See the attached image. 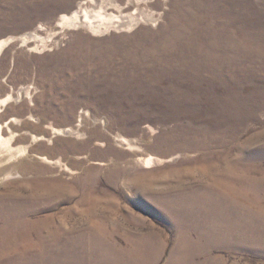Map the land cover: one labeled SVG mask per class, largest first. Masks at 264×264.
<instances>
[{
    "label": "rangeland",
    "instance_id": "obj_1",
    "mask_svg": "<svg viewBox=\"0 0 264 264\" xmlns=\"http://www.w3.org/2000/svg\"><path fill=\"white\" fill-rule=\"evenodd\" d=\"M75 11L101 26L59 24ZM98 12L125 26L106 28ZM181 13L192 18L188 46L164 58L193 59L198 72L141 68L121 85L124 68L101 66ZM4 40L0 99L12 98L1 134H14L0 157L20 166L0 173V233L10 224L19 237L0 264H264V244L222 240L239 237L233 223L264 234L253 217L220 213L242 200L244 173L264 176V0H0ZM229 40L252 49L232 67L210 51ZM149 156L158 162L144 168ZM182 203L186 247L171 214ZM15 206L20 224L2 210Z\"/></svg>",
    "mask_w": 264,
    "mask_h": 264
},
{
    "label": "bare ground",
    "instance_id": "obj_2",
    "mask_svg": "<svg viewBox=\"0 0 264 264\" xmlns=\"http://www.w3.org/2000/svg\"><path fill=\"white\" fill-rule=\"evenodd\" d=\"M88 1H92V0H88ZM183 14L181 13L178 16V20L175 18L171 19L169 28L166 29V33L165 32L153 33L150 36V38H148V36L146 37V35H143L142 33H140L141 34L139 36L140 39L134 43L132 51L126 50L124 55H122V54L120 56L118 55L121 58L120 62L115 64L112 61L111 56H109L107 54L108 61L107 60L105 62L102 61L101 66H103L105 68H113V67L124 68V71H126L124 73V75H126V78H125L126 80L124 79V82H123V80H120L119 82L121 85H123L125 82H127L129 80L127 78H136V76H137L136 74L140 73L141 68H148V69L149 68H151V69L152 68H156V69L157 68H160V69L161 68H171V72H174V73H179L181 68H192V69L196 70V72H198V68H200V67H198V66L196 67V64H194L192 62L193 59L191 61H186V60L176 61V60L169 59L170 60L169 64L167 63L169 60L165 59L167 56L170 55L168 53L166 54V52H168V50H170L169 52L173 53L172 47L174 45H177L178 47H185L187 45V42H186L187 30L191 27L192 18L191 17H185L186 14L184 16H183ZM188 15L190 16L189 13H188ZM94 17L100 18L99 19L101 21L100 23H102V21H104V20H107V22H105L103 24L106 28H110V27L120 28L121 26H125L122 24L115 25L114 23L118 22L119 20L112 21L113 19L110 17L107 19L104 16H102V14L100 12H98L97 15H94ZM86 23L91 28H97L98 29L101 26V24H99L97 26L93 25V21L90 20V16L88 15V12L80 13L78 11L73 12L69 17L63 16L59 22V24H62V25H64V24H68V25L83 24L84 25ZM34 37H36V36H34ZM26 38L30 39L31 37H28V36L23 37V41ZM7 41L8 40L0 41V52H1L4 44ZM173 41H178V43L173 44L172 43ZM183 41H184V43H183ZM229 41H227L226 43H228ZM96 44H98V43H96ZM55 45H59V42L56 41ZM193 48H194V46H193ZM179 49H182V48H178L176 50V52L177 51L179 52ZM251 50H249L248 47H245L242 50H237L236 45L232 41H230L228 44H226L225 47H223L222 45L220 47L213 45V48L210 49V51L214 52L216 55L221 56L223 58V59L219 60L218 63L229 64L230 67H232L235 64V56H248L251 53ZM257 50H262V52L264 53V48H258ZM111 52H112V54L115 53L114 51H111ZM210 57H212L210 59V62H213L217 58L216 56H210ZM171 61H175V62L173 63ZM253 64L254 63H251V65H253ZM211 71L216 74V77L218 79H221L222 77H226L228 79L229 77H231L233 75V73H232L233 71L232 72L229 71L228 68H213ZM127 72H129V73H127ZM196 75L198 76V74H196ZM196 75L194 76V78L196 77ZM11 98L12 97L7 96L6 98L0 99V111H1L3 106H6L9 103V100ZM22 98H23V91L18 90L17 97L15 98V100L22 99ZM86 115L90 116L89 113H87ZM12 120H15V118L9 119V121H12ZM2 127H3V125L0 124V154L3 152H7V151L11 150L10 142H11V140L13 138V134H14V133H11L10 137H8V138L3 137L1 134ZM200 143L202 146H204L203 143L206 144L208 142L204 141V142H200ZM217 144L219 145V144H221V142L218 140ZM9 155L0 157V168H1L0 173L2 172V174L7 169L8 170L11 168L15 169V168H18V166H20V164L19 165H11L9 163L11 156L9 157ZM157 162L158 161L156 160V158L149 156L144 161V168H151V167L155 166ZM6 164H8L9 166L2 168ZM250 171L251 170L244 173L243 174L244 179L240 180L241 185H243L244 183L246 185V189H244L243 191H239V196L242 197V200L239 199V201L236 200L235 202L230 201L226 207L221 205L220 206V208H221L220 213L225 214L228 212H232V213H238V214H242V215L250 214L253 217L254 222L258 223V225H256L257 228H261L262 230H264V227H263L264 226V216L261 214V212L264 211V207L261 206L262 205L261 203L263 201L261 199L264 197V176H263V172H261L259 170L254 175L253 174L251 175ZM225 177L228 179H231L232 181L238 180L232 174H226ZM178 191H181V189ZM182 191H184V190L182 189ZM194 193L196 194V192H194ZM184 200H186V195L182 194L181 198H180V202H182ZM173 201H175V200H173ZM186 204H187V202H186ZM186 204L182 203V206L179 205V207L176 204L174 207H173V204L171 205V208L173 207L172 209L174 210V211H172L171 214L176 218L175 229H176V234H177V240H175V241L177 244H180L181 247H186L189 244V243H187V240L185 237V232H184L186 230L187 223H186V218H185L183 213H185L186 211H182V207L186 206ZM2 210L6 213L7 216L9 215V217H12L11 218L12 223H14V222H15L14 224H18V223L20 224L21 223L22 220H20L19 218H22L23 215H22L20 207L15 206V208H12V209L4 207ZM254 210H256V211H254ZM8 212H9V214H8ZM28 212H29V209L25 207V210L23 211V213L26 214ZM31 224L32 223L29 222V223H27V226H31V228H32L33 226ZM232 226L233 227L235 226V227L241 229V230L237 229L240 232V234L238 233L239 237H237L233 234H228L222 238L223 241L226 240L227 243L230 242V243H234L235 245L241 244V242H242L243 244L251 245V246H259V247L263 246L264 234L257 235V237L254 234H252L256 238L255 237L248 238L250 236V234L246 235L247 231L244 230V228H245L244 226L243 227H242V225L238 226V224H235V223H233ZM245 226H248V225L246 224ZM14 228L15 227L13 225H10V224L3 226L2 229H4V232L0 233V250L3 251V250H6V249H9L10 247H12L14 244V242H13L14 238L19 237V234H16L17 232L14 231ZM233 230H234V232L237 231L235 228H233ZM10 264H16V263L12 262Z\"/></svg>",
    "mask_w": 264,
    "mask_h": 264
}]
</instances>
